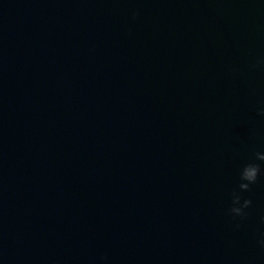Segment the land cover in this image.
I'll return each mask as SVG.
<instances>
[{"label":"water","instance_id":"95a60500","mask_svg":"<svg viewBox=\"0 0 264 264\" xmlns=\"http://www.w3.org/2000/svg\"><path fill=\"white\" fill-rule=\"evenodd\" d=\"M262 59L264 0H0V264H264Z\"/></svg>","mask_w":264,"mask_h":264},{"label":"clouds","instance_id":"9594fccd","mask_svg":"<svg viewBox=\"0 0 264 264\" xmlns=\"http://www.w3.org/2000/svg\"><path fill=\"white\" fill-rule=\"evenodd\" d=\"M138 15V12L133 13V18ZM260 63H264V59ZM258 114L264 117V106L258 109ZM261 177H264V151H256L252 158L239 165L234 186L229 193L230 204L227 208V215L236 222L234 225L236 228L242 226V222L249 215L248 209L252 204L251 198L245 196V193L250 192ZM260 220L264 223V216ZM258 244L264 248V232L259 234Z\"/></svg>","mask_w":264,"mask_h":264}]
</instances>
